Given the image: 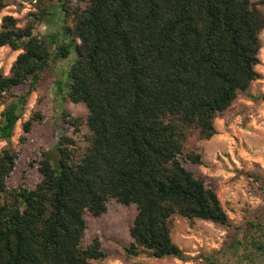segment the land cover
Instances as JSON below:
<instances>
[{"label":"trees","instance_id":"16d2710c","mask_svg":"<svg viewBox=\"0 0 264 264\" xmlns=\"http://www.w3.org/2000/svg\"><path fill=\"white\" fill-rule=\"evenodd\" d=\"M18 1L0 0V13ZM21 1L32 6L25 24L11 15L0 23V48L19 51L9 73L0 70V142L7 143L0 151V235L17 229L18 264L104 261L99 238L83 243L85 217L103 216L111 201L136 207L124 248L129 259L264 264V209L243 227L232 225L216 191L185 166L202 164L186 150L188 139L213 138L215 120L261 78L264 0H87L83 7L60 0L70 42L54 51L34 35L52 15L50 0ZM71 48L77 59L68 99L87 110V146L77 152L61 136L57 160L43 152L37 161L40 181L9 189L18 157L10 140L27 98ZM21 88L26 92L14 93ZM31 129L32 120L23 124L24 133ZM248 176L264 192V178ZM176 217L231 231L219 250L191 258L172 240ZM15 246L13 237L7 249L0 243V264H14Z\"/></svg>","mask_w":264,"mask_h":264},{"label":"rangeland","instance_id":"374dc122","mask_svg":"<svg viewBox=\"0 0 264 264\" xmlns=\"http://www.w3.org/2000/svg\"><path fill=\"white\" fill-rule=\"evenodd\" d=\"M87 0L77 3L69 0L68 5L85 6ZM263 0H252L260 2ZM52 6V15L37 26L34 35L44 39L51 50L55 46L70 42L64 27L71 26V20L60 12V0L46 1ZM28 2H11L0 13L1 19L11 15L23 26L28 12ZM262 47L256 71L261 78L255 81L249 91L240 95L232 107L215 120L217 134L210 140H198L196 135L186 143V150L201 156L202 164H185L186 168L202 176L218 198L234 226H244L264 209V192L248 173L264 178V30L261 35ZM8 47L0 48V70L8 74L18 56ZM73 48L69 57L56 61L44 73L36 90L27 98L21 120L16 124L10 146L17 152L15 168L6 181L9 189L24 185L33 188L40 181L38 163L44 152L52 162L58 158L61 136L74 141L77 152L87 146V110L83 104H74L68 99V71L76 61ZM26 88L15 90L21 95ZM4 104H0V119ZM67 115V116H66ZM32 120L30 133H24L23 124ZM76 121L77 124L72 125ZM71 122V123H70ZM7 145L0 142V151ZM137 214L134 205L123 206L115 201L108 204L106 214L101 217L86 216L87 230L83 243L87 245L97 237L108 253L104 261L92 264H196L193 260L181 261L176 258L154 259L146 256L129 259L124 248L131 242L130 226ZM230 228L209 221H188L176 217L171 237L186 255L194 258L219 250L227 239Z\"/></svg>","mask_w":264,"mask_h":264},{"label":"water","instance_id":"95a60500","mask_svg":"<svg viewBox=\"0 0 264 264\" xmlns=\"http://www.w3.org/2000/svg\"><path fill=\"white\" fill-rule=\"evenodd\" d=\"M13 237L16 242L15 246V258H14V264H18L19 256H20V248L22 244V238L20 237L18 231L16 228H11L7 230L5 233L0 235V243H5L6 249L9 245V239Z\"/></svg>","mask_w":264,"mask_h":264}]
</instances>
